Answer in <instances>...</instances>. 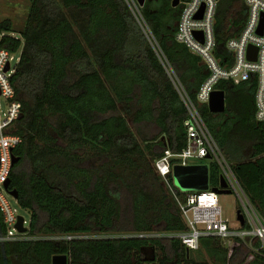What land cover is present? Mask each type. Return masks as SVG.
I'll return each instance as SVG.
<instances>
[{
	"label": "trees",
	"instance_id": "16d2710c",
	"mask_svg": "<svg viewBox=\"0 0 264 264\" xmlns=\"http://www.w3.org/2000/svg\"><path fill=\"white\" fill-rule=\"evenodd\" d=\"M29 2L21 30L9 19L0 22L6 33L0 48L19 54L11 84L24 116L13 130L22 142L14 150L18 161L9 189L30 213L28 235L34 238L0 243V264H52L56 255H67L69 264H207L195 262L193 250L176 238L111 236L187 229L153 164L166 149L179 153L186 147L187 110L127 2ZM140 12L196 101L209 73L175 39L181 5L146 0ZM246 18L244 0H218L214 36L221 64L230 60L226 43ZM216 89L225 93V111L212 113L201 105V115L264 218V123L255 119L256 82L220 81ZM90 160L101 164L90 166ZM220 175L218 165L209 163L212 188ZM124 192L130 196L128 225L121 222ZM4 231L0 212V234ZM77 233L109 236L52 238ZM223 241L204 237L199 248L215 264H264L260 242H254L255 252L240 239L229 240L230 247Z\"/></svg>",
	"mask_w": 264,
	"mask_h": 264
},
{
	"label": "built area",
	"instance_id": "2783aa9c",
	"mask_svg": "<svg viewBox=\"0 0 264 264\" xmlns=\"http://www.w3.org/2000/svg\"><path fill=\"white\" fill-rule=\"evenodd\" d=\"M126 1L175 85L187 110L188 117L185 121L186 147L179 153L166 149L164 155L154 163V169L171 191L187 229L179 233L160 231L129 232L118 237L176 238L188 250L198 249L200 240L204 237H219L223 240L240 239L253 251L257 252L258 249L254 247L255 241L260 242V248H264V218L246 196L232 170L231 164L225 158L207 127L201 115L200 106L209 105L211 95L217 90L216 86L220 81H231L234 84H239L255 80V119L264 123V0H244L247 7V18L241 32L227 41L226 52L230 55V60H225L223 64L216 55L217 43L214 36L218 0H180L181 12L175 39L178 43L185 45L193 55L200 57L207 66L209 73L207 79L197 91L196 101L189 97L166 59L158 41L142 17L141 6L134 1L133 3ZM202 7H204L203 15L199 19L197 16ZM261 26L262 33H260ZM196 33H201L202 39ZM5 35V32H0V43ZM250 49H253V51L250 52ZM17 55L0 48V212L5 226L4 233L0 234V243L26 239L30 225V220L27 221L23 217V227L26 228V232H19L16 225L20 215L18 209L12 205L9 197L15 198L5 188L13 167L14 150L22 142L21 137L13 131L22 113V104L17 100L15 89L11 84V78L19 61ZM13 61H16V63L14 64ZM7 65H9L8 70H6ZM204 160L218 165L221 174L220 180L224 178L227 189L236 193L239 197L242 204L240 211L244 218L243 224H241L237 214L235 225L230 224L224 217L222 208L219 205L220 194L216 191L221 189L220 184L217 188H212L209 184L207 191L182 190L175 184V167L202 165L203 163H200V161ZM206 165L209 166V164ZM15 201L17 203L16 199ZM99 235L88 236V234L77 233L52 238L64 241L93 237L108 238V236Z\"/></svg>",
	"mask_w": 264,
	"mask_h": 264
},
{
	"label": "rangeland",
	"instance_id": "374dc122",
	"mask_svg": "<svg viewBox=\"0 0 264 264\" xmlns=\"http://www.w3.org/2000/svg\"><path fill=\"white\" fill-rule=\"evenodd\" d=\"M126 1V0H125ZM129 2L138 4L137 0H128ZM127 2V1H126ZM30 8V2L29 0H0V22L9 19L13 23V27L15 30L19 31L21 30L26 22L27 15ZM19 54L16 56L18 57ZM15 64L16 61H13ZM130 120V118H128ZM158 130L156 127H153V132L156 133ZM200 163L203 164H209L208 161H200ZM87 166L88 164L90 166L92 165H100L101 161H89L85 163ZM154 164V163H153ZM167 194L173 198L171 191L167 188V186L164 184V180L161 178L160 183ZM209 186L202 189L203 191H207ZM12 205L18 209V213L20 216L24 217L27 221L30 220V213L27 210L22 209L19 207V205L16 203L15 199L9 197ZM174 200V198H173ZM122 207H123V217H122V224L128 225V218L130 213L128 212V207L130 206V196L126 192L123 193L122 197ZM175 201V200H174ZM219 205L222 208L224 217L230 222V224L235 225L236 224V214L237 211L241 210L242 204L239 199V197L236 195V193L231 192L230 194H220L219 195ZM125 233H117L116 235H113V237H118L119 235H123ZM91 236V234H88V236ZM94 236H100L94 235ZM101 236H109L106 234H101ZM26 239H33L34 237H31L27 235L25 237ZM104 238V237H103ZM229 240L223 241V245L226 247H230L232 242H228ZM250 248V247H249ZM251 249V248H250ZM200 251V252H197ZM247 251V250H246ZM149 253L151 254V251L149 250ZM191 257L195 260V262H206L207 264H215L214 260L207 254V252L204 249L198 248L196 250L191 251Z\"/></svg>",
	"mask_w": 264,
	"mask_h": 264
},
{
	"label": "water",
	"instance_id": "95a60500",
	"mask_svg": "<svg viewBox=\"0 0 264 264\" xmlns=\"http://www.w3.org/2000/svg\"><path fill=\"white\" fill-rule=\"evenodd\" d=\"M180 0H172V6L177 7L179 5ZM138 4L143 7L146 0H137ZM204 7H202L199 15L197 18L201 19L203 15ZM262 26L260 28V33H262ZM196 35L202 39L201 33H196ZM253 49H250V52ZM9 69V65H7L6 70ZM209 110L212 113H222L225 111L226 108V100H225V93L223 91L216 90L212 93L210 101H209ZM24 116L21 113L19 119H22ZM18 161V159L14 156L13 157V165ZM174 179L175 184L182 190H189V191H197L202 190L205 187L209 186V166L206 164L202 165H193L189 167H175L174 169ZM10 179L7 180L5 184V188L9 191V194L13 196L16 200L18 199L17 191H11L9 189ZM221 189L216 190L218 194H230L231 191L227 189V183L224 178L220 180ZM237 217L240 220L241 224L244 223L243 215L241 211H237ZM23 217L19 216L17 229L19 232L24 233L26 232V228L23 227ZM154 250H151L153 254ZM52 264H69V259L67 255H56L52 258Z\"/></svg>",
	"mask_w": 264,
	"mask_h": 264
},
{
	"label": "flooded vegetation",
	"instance_id": "af4514ba",
	"mask_svg": "<svg viewBox=\"0 0 264 264\" xmlns=\"http://www.w3.org/2000/svg\"><path fill=\"white\" fill-rule=\"evenodd\" d=\"M180 2V1H179Z\"/></svg>",
	"mask_w": 264,
	"mask_h": 264
}]
</instances>
